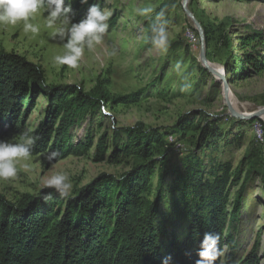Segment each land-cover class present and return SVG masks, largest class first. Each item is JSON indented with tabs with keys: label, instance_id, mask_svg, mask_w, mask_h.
<instances>
[{
	"label": "rangeland",
	"instance_id": "rangeland-1",
	"mask_svg": "<svg viewBox=\"0 0 264 264\" xmlns=\"http://www.w3.org/2000/svg\"><path fill=\"white\" fill-rule=\"evenodd\" d=\"M182 1L99 0L102 8L113 12L109 30L104 43L93 52L86 51L76 69L54 64L53 57L62 53L63 48L52 37L54 29L47 27L43 9L31 21L40 26L38 34L25 33L22 24H0V50L23 56L39 66L47 84L72 85L89 92L102 80L107 82L112 100L139 95L133 104L111 101L95 114H87L81 119L77 115V120L66 132L65 141L84 143L90 135L94 147L86 155H71L54 162L45 159L47 153L21 161L14 178L0 180V194L14 202L26 195L36 197L42 209L53 207L65 211L66 203L58 207L57 193L45 187L51 176L63 173L69 177L73 187L64 198L72 200L101 175L120 181L133 168L134 160L123 154L112 158L128 142L127 136L117 133L118 130L142 124L147 130L171 133L184 118L192 123V131L184 139L181 134L167 138L170 147L165 149L166 177L162 182L158 167L150 181L148 199L154 202L158 195L161 197L156 227L163 225L166 235L161 234L160 243L166 247L173 234L182 240L188 228V219L177 213L187 206L191 190L188 189L186 195L175 190L176 171L183 173L190 157L191 161H200L202 171H208L215 164L229 163L233 171L239 169L242 173L239 183L231 187L229 212L240 193L242 204L239 215L228 223L222 264H227L230 258L233 264H240L252 252L256 253L260 264H264V117L253 119L260 123L237 120L229 115L223 85L202 70L199 34L193 31L195 27L183 10ZM72 7L75 20L79 21L84 17L87 5L73 0ZM140 7H153L154 11L141 18L136 15V9ZM189 8L198 20L215 30L216 39L206 52L210 64L220 69L225 68L229 50L233 56L241 58L250 52L240 51L242 37L256 32L264 39V0H191ZM162 10L164 16L157 19ZM165 21L169 40L167 52L153 46L151 31L153 23L159 28ZM106 48H115L117 54L107 56ZM254 55L264 61V47L260 46ZM238 66L233 77L230 76L233 79L230 93L237 111L251 114L264 108V71L250 75L246 66L241 63ZM243 74L248 77H242ZM34 100L25 126L4 140L16 142L27 129H33L34 134L37 132L46 115L48 101L43 96H36ZM206 126L213 129L214 137L207 133L202 135L201 129ZM103 137L106 138V150L104 160L99 162L96 146ZM172 138L178 142V149L174 148ZM251 160L257 163L253 172ZM43 192H52L53 199L45 203L41 199Z\"/></svg>",
	"mask_w": 264,
	"mask_h": 264
},
{
	"label": "trees",
	"instance_id": "trees-1",
	"mask_svg": "<svg viewBox=\"0 0 264 264\" xmlns=\"http://www.w3.org/2000/svg\"><path fill=\"white\" fill-rule=\"evenodd\" d=\"M198 21L204 29L206 48L210 49L217 34ZM193 31L196 32L194 28ZM263 40L256 32L242 37L240 51H250L242 58L233 56L227 44L229 51L224 66L229 81L233 80L230 76L233 77L239 63L247 67L250 75L264 71V61L254 55L260 46L264 47ZM107 86V82L99 80L91 91L85 92L72 85H49L39 66L23 56L0 50V139H7L21 130L26 124L27 113L34 107V98L43 96L48 108L35 133L39 139L32 156L50 150L59 153L55 161L71 155H86L94 147L90 135L84 143L65 141L66 132L77 120V115L81 119L95 114L111 101L133 104L139 99L138 94H132L112 100ZM253 121L260 122H250ZM190 131L192 123L184 118L171 133L147 130L142 124L118 130L117 133L127 136L128 142L112 158L119 154L132 158L133 168L120 181L101 175L74 200L56 194L57 206L65 202V211L53 207L42 209L36 197L26 195L14 202L0 194V264H160L167 254L173 256V264H195V252L205 232L220 233L219 247L224 254L228 223L239 215L242 204L240 193L229 212L231 187L239 183L242 176L241 170L233 171L229 163L215 164L208 171H202L200 161H191L190 157L185 162V171H176L175 190L184 195L191 190L187 206L177 213L188 219V228L182 240L173 234L166 247L160 243L161 234L166 235L163 225L156 227L161 197L158 195L154 202L148 199L150 181L158 167L161 181L166 177L165 149L170 147L167 138L181 134L184 139ZM212 132L207 126L201 129L202 135L207 133L209 137L215 136ZM96 148V160L103 161L105 137L99 140ZM256 165L254 160L250 161L251 172ZM223 254L215 264H222ZM227 264H233L231 258ZM240 264H260V260L252 252Z\"/></svg>",
	"mask_w": 264,
	"mask_h": 264
},
{
	"label": "clouds",
	"instance_id": "clouds-1",
	"mask_svg": "<svg viewBox=\"0 0 264 264\" xmlns=\"http://www.w3.org/2000/svg\"><path fill=\"white\" fill-rule=\"evenodd\" d=\"M72 3L73 0H0V24L13 26L22 24L25 33L38 34L40 26L31 21L43 9L46 13L47 27L54 29L52 37L57 39L63 48L62 53L53 57L54 64L76 69L80 66L86 51L93 52L97 46L104 43L113 12L102 8L99 0L95 3L79 0V3L87 5V8L84 17L76 21ZM153 11V7H140L136 9V15L146 18ZM163 16L162 10L157 19ZM166 24L167 21L157 28L153 23L151 28L153 46L164 52H167L169 47ZM105 54L112 57L117 54V50L106 48ZM38 139L33 129L21 133L16 142L0 139V180H9L17 175L18 163L30 159ZM58 155L57 151L50 150L45 159L54 162ZM25 167L27 168V164ZM45 187L54 190L59 197H65L69 195L73 185L68 176L58 173L45 182ZM41 199L47 203L53 199V193L43 192ZM220 240V233L205 232L195 252L197 257L195 264H215L218 257L223 254V249L219 247ZM173 260V256L167 254L161 258L160 264H173Z\"/></svg>",
	"mask_w": 264,
	"mask_h": 264
},
{
	"label": "water",
	"instance_id": "water-1",
	"mask_svg": "<svg viewBox=\"0 0 264 264\" xmlns=\"http://www.w3.org/2000/svg\"><path fill=\"white\" fill-rule=\"evenodd\" d=\"M190 1L191 0H183L182 1V8H183L186 16L188 17V19H190L192 21L196 31L199 34V38L201 41L200 62L202 64V67L204 68V70H206L207 72L212 74L223 85V92H224L225 101H226V104L228 107L229 115L234 119L246 120V121L262 118L264 116V108L254 112V113H251V114H243V113L238 112L230 103L228 97L230 94V84L231 83L227 77L226 68H221L222 72L220 73L210 66V62L207 58V53H206L204 29H203L202 25L200 24V22L198 21V19L196 18V16L194 15V13L190 10V8H189Z\"/></svg>",
	"mask_w": 264,
	"mask_h": 264
},
{
	"label": "bare ground",
	"instance_id": "bare-ground-1",
	"mask_svg": "<svg viewBox=\"0 0 264 264\" xmlns=\"http://www.w3.org/2000/svg\"><path fill=\"white\" fill-rule=\"evenodd\" d=\"M210 66L213 68V69H215V70H217L218 72H222V69H220V68H218V67H216V66H213V65H211L210 64ZM229 101H230V103L232 104V106L236 109V102H235V100H234V98H233V96H232V94L230 93L229 94ZM237 110V109H236ZM246 114V113H245ZM264 117V116H263Z\"/></svg>",
	"mask_w": 264,
	"mask_h": 264
},
{
	"label": "built area",
	"instance_id": "built-area-1",
	"mask_svg": "<svg viewBox=\"0 0 264 264\" xmlns=\"http://www.w3.org/2000/svg\"><path fill=\"white\" fill-rule=\"evenodd\" d=\"M172 144H173L174 148L178 149V142L174 141V138H172Z\"/></svg>",
	"mask_w": 264,
	"mask_h": 264
}]
</instances>
